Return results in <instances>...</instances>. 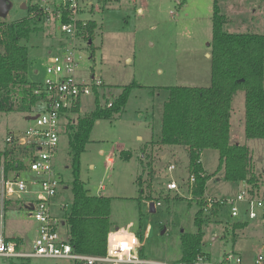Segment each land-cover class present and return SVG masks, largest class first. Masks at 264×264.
I'll use <instances>...</instances> for the list:
<instances>
[{
  "label": "rangeland",
  "instance_id": "rangeland-1",
  "mask_svg": "<svg viewBox=\"0 0 264 264\" xmlns=\"http://www.w3.org/2000/svg\"><path fill=\"white\" fill-rule=\"evenodd\" d=\"M10 1L12 8L8 16L0 18L7 23L33 16L36 12L44 13L43 8L52 10L49 18L36 23L39 29L21 42L29 51V81L43 83L51 56L62 54L72 43L57 16L70 0ZM78 1L77 19L86 24L95 21L97 27L93 33L85 27L75 41L79 61L77 75L88 82L92 76L103 79L105 86L111 88L112 98L117 97L125 86H133L122 113L95 123L86 150L81 154V180L90 193L111 197L110 218L113 228L118 227L114 233H141L135 256L177 263L183 254L182 234L197 231L195 216L199 206L189 190V152L183 145H172L165 147L166 155H161L157 144L153 151L149 148L146 154L144 152L150 141L161 136L168 87L208 86L211 83L208 54L213 37L214 0ZM219 4L228 19L226 30L264 33V0H219ZM31 7H35L33 13L29 12ZM83 103L88 111H80L74 118L95 107L92 95L84 97ZM232 107V135L235 138H231L249 148L251 170L258 180L254 195L264 197V139L246 136L244 90L235 94ZM43 108V102H38L31 111L0 112V151L11 147L7 142L9 135L24 134L33 126L34 121L28 117ZM128 151L131 154L126 157L124 152ZM22 160L28 163L29 154L24 153ZM201 161L206 173L211 175L204 200H234L247 190V185L244 187L240 182L227 180L223 169L217 171L218 150L205 149ZM70 164L68 135L63 128L54 169L60 185L51 200V211L60 218L70 209L60 208V205L71 206L73 200ZM171 164L176 166L174 170H169ZM20 177L26 179L28 174L23 173ZM139 177L144 180L141 179L142 187ZM172 180L177 182L178 190L167 188ZM248 187L253 188V185L248 183ZM34 188L38 192L33 196L37 198L41 195L40 189L38 185ZM20 197L9 208L7 205L4 233L23 236L25 247L29 249L36 237L38 222L25 207L29 201L26 200L27 193H21ZM153 201L154 211L151 210ZM235 205L239 209L237 216L232 215V206L225 202L218 208L217 215L212 211L211 217H204L207 221L203 251L213 261L220 260L225 251L233 249L258 252L264 242V210L259 211L257 218L250 219L244 202L236 200ZM238 222L248 224L236 229L240 236L234 246L233 227ZM68 233L66 227L61 228L62 238H67ZM0 264L73 262L64 258L8 259L0 256Z\"/></svg>",
  "mask_w": 264,
  "mask_h": 264
},
{
  "label": "trees",
  "instance_id": "trees-1",
  "mask_svg": "<svg viewBox=\"0 0 264 264\" xmlns=\"http://www.w3.org/2000/svg\"><path fill=\"white\" fill-rule=\"evenodd\" d=\"M34 9L31 7L29 12ZM44 18L43 12H36L33 16L10 23L0 19V112L31 111L36 103L44 100V94L35 93L38 83L28 79L29 51L21 43L39 29L36 23ZM68 20V12L65 11L62 21ZM227 22L219 0H214L211 83L208 86L168 87L161 136L158 141L152 142L183 145L189 152V177L193 174L196 177L189 190L195 196L199 209L195 216L197 231L184 232L181 237L183 254L179 261L187 263L193 262L199 253H205L204 224L207 220L203 216L204 195L211 175L203 167L202 152L205 149L218 150L217 171L223 169L227 180L252 184L253 188L248 189L252 194L258 186L257 177L251 170L249 148L231 141V115L235 94L244 90L246 136L264 139V35L258 32H230L225 29ZM96 27L95 21H88L86 25L90 33ZM132 88V85L125 86L117 97L112 98V106L101 105L97 98L92 111L76 118L69 117L62 126L68 135L73 174V200L64 214V221L68 226L70 242L81 253L105 254L109 236L114 230L110 218L111 197L94 195L86 188L80 177L81 154L86 150L95 123L122 113ZM28 151L27 147L13 145L0 151V177L2 168L6 174L14 169L22 170L25 167L22 157ZM138 182L142 187L141 178ZM219 207L218 204L214 206L215 214ZM246 225V222H238L233 229ZM137 235L141 238V233Z\"/></svg>",
  "mask_w": 264,
  "mask_h": 264
},
{
  "label": "built area",
  "instance_id": "built-area-1",
  "mask_svg": "<svg viewBox=\"0 0 264 264\" xmlns=\"http://www.w3.org/2000/svg\"><path fill=\"white\" fill-rule=\"evenodd\" d=\"M64 11H59L57 16L61 20V28L66 32L72 43L62 54L51 56V62L46 68V78L35 89L36 94H44V108L35 113L38 117L34 125L29 127L24 134L9 135L7 142L13 146L27 147L30 160L24 165L35 174V183L39 185L41 195L26 204L29 214L34 217L39 226L38 233L29 249H24L16 238H8L4 233L5 211L7 200L14 195L30 192L28 179L19 175L8 177L2 168L0 180V256L12 258H64L73 264H264V246L252 258H246L237 250L225 251L220 260L213 261L206 253H199L193 262L167 263L134 255L139 247V238L136 234L111 233L105 254H88L75 250L67 238L61 237V228L65 227L64 220L51 211L52 197L57 195L60 182L54 175L55 157L59 150L62 126L69 117L77 115L83 109V98L93 96V101L99 98L101 105L112 106V96L104 88V80L92 76L86 81L77 75L79 64L75 41L85 30L86 23L77 19L79 1L70 0L64 5ZM45 17L49 18L52 10L43 8ZM68 12L69 20L63 22L62 17ZM81 22V25H80ZM109 99V100H107ZM79 111V112H78ZM112 161V160H110ZM169 170L176 166L171 164ZM196 181L195 175L189 177L190 183ZM169 190H178L176 181L167 184ZM245 203V212L250 219H255L260 210H264V197L252 194L248 189L243 190L234 200L209 198L204 205L205 217H211L216 204L222 206L228 202L232 206V215L237 216L239 209L235 201ZM69 232V231H68Z\"/></svg>",
  "mask_w": 264,
  "mask_h": 264
},
{
  "label": "crops",
  "instance_id": "crops-1",
  "mask_svg": "<svg viewBox=\"0 0 264 264\" xmlns=\"http://www.w3.org/2000/svg\"><path fill=\"white\" fill-rule=\"evenodd\" d=\"M263 35H264V33H262ZM210 44V43H209ZM208 56H210V54H208ZM105 89L108 91V93H110L111 95H112V93H111V88L110 87H108V85L107 86H105ZM113 96V95H112ZM94 104H95V102H94ZM85 108H86V111H88V108L85 106V104L83 105V109H82V111H85ZM233 113H234V107H232V115H233ZM232 115H231V137L233 136L234 137V134L232 135ZM31 116V115H30ZM29 116V117H30ZM29 117H28V119H29ZM138 138H140V139H142V136L141 135H139L138 136ZM235 138V137H234ZM160 139V136L156 139V140H153V141H158ZM153 141H150L149 142V146H148V144L146 145V149H145V152H144V154H146V152H148V149L150 148V150H154V145H156V144H153L152 142ZM231 141L232 142H235V141H233V139L231 138ZM236 143H238V142H236ZM169 146H172V145H158L157 144V146L156 147H158L159 148V152L161 153V155H166V151L164 150L165 149V147H169ZM155 147V148H156ZM130 154H131V152L130 151H128V152H124V155L126 156V157H129L130 156ZM202 154H203V152H202ZM110 160H112V159H110ZM203 164V163H202ZM204 167V166H203ZM23 173H26V174H28V177L26 178V179H28V181H29V183H30V192L29 193H27V199L26 200H29V201H27L26 203H25V207H26V204L28 203V202H30V201H32V200H36L37 198L36 197H34L33 196V194L34 193H36V192H38L37 190H35V188H34V186H36V185H38V184H36L35 183V181H36V176H35V174L34 173H32V172H30L29 170H28V168L25 166L22 170H17V169H14V170H11V171H9L8 173H7V175H8V177H13V176H15V175H19V176H21ZM31 174V175H30ZM33 174V175H32ZM139 178H141L142 180H143V178L142 177H139ZM141 180V181H142ZM144 181V180H143ZM143 181H142V183H143ZM240 184L241 185H243L244 187H246L245 185H247V187H248V183H245V182H240ZM39 186V185H38ZM246 187V189H248ZM67 188V187H66ZM26 194V193H25ZM12 200H10L8 203H7V205H8V208H9V206L13 203V202H16V201H18V200H20L21 199V197H20V195H18V197H12L11 198ZM61 207L60 208H67V207H70V205L68 206V204H63V205H60ZM6 210H7V207H6ZM219 210V209H218ZM218 213V212H217ZM217 213L215 214V215H217ZM61 218L64 220V215H62L61 216ZM64 223H65V221H64ZM246 224H248V223H246ZM38 226H39V224H38ZM247 226V225H246ZM65 227L67 228V231H68V226L67 225H65ZM244 228V227H243ZM114 230H118V227H115V229ZM114 230L111 232V233H113L114 232ZM234 230V229H233ZM242 230H244V229H242ZM37 233H38V227H37V229H36V236H37ZM6 235V234H5ZM234 235L236 236L235 238H236V240L234 241V246H236V244H237V240H239L238 238H237V236H240L239 235V233H237L236 232V230H234ZM8 238H16L21 244H22V246H23V248L24 249H26V247H25V239H24V237L23 236H20V235H18V233H13V234H11V235H6ZM263 246H264V242L261 244V247H260V250L263 248ZM233 250H236V249H233ZM259 250V251H260ZM238 251V250H237ZM258 251V252H259ZM238 252H240V253H242L246 258H248V259H250V258H252L257 252H252V251H238Z\"/></svg>",
  "mask_w": 264,
  "mask_h": 264
},
{
  "label": "water",
  "instance_id": "water-1",
  "mask_svg": "<svg viewBox=\"0 0 264 264\" xmlns=\"http://www.w3.org/2000/svg\"><path fill=\"white\" fill-rule=\"evenodd\" d=\"M12 8V2L10 0H0V18H6ZM86 111V108H85ZM38 117V114L32 115L29 119L34 120ZM13 197H18V195H14ZM155 203L151 202V210L154 211Z\"/></svg>",
  "mask_w": 264,
  "mask_h": 264
}]
</instances>
